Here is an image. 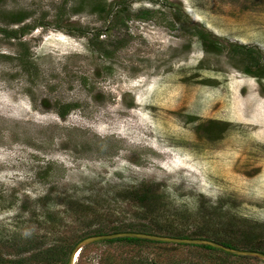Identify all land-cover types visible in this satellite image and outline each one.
<instances>
[{
	"label": "rangeland",
	"instance_id": "obj_1",
	"mask_svg": "<svg viewBox=\"0 0 264 264\" xmlns=\"http://www.w3.org/2000/svg\"><path fill=\"white\" fill-rule=\"evenodd\" d=\"M236 45L264 63V0H0L5 260L32 256L27 242L75 248L124 225L263 249L264 77L245 72ZM215 122L214 140L199 127ZM143 185L158 195L152 209L133 199ZM75 264L264 261L108 241Z\"/></svg>",
	"mask_w": 264,
	"mask_h": 264
},
{
	"label": "trees",
	"instance_id": "obj_2",
	"mask_svg": "<svg viewBox=\"0 0 264 264\" xmlns=\"http://www.w3.org/2000/svg\"><path fill=\"white\" fill-rule=\"evenodd\" d=\"M101 2V0H100ZM99 10L102 7H98ZM105 8V7H104ZM102 8L100 11H103V13L105 12V9ZM149 13L148 12H143L141 14V18L146 19L149 18ZM20 16L15 17V19H13L12 21L14 23L16 22H20V20H18ZM24 33V30H23ZM198 37L200 38L201 42L203 43L204 47L206 48V50L209 52L211 49V46L213 47V49L215 51H218L219 48V44L218 43H214L213 39L211 38V34H209L208 32L204 31V30H198L197 32ZM232 51L235 54H239L240 51H243V56H244V62H249V64L247 63V68L245 69V72L250 74V75H255L258 77H264V63H262L263 58L258 54V52H256V50L254 49H247L245 47L242 46H232ZM211 52V51H210ZM263 64V65H262ZM68 107L66 111H62L60 112V116L65 118L68 114ZM200 130H203L206 134H209V136H212L211 139H218L220 136L219 134H221L222 132L225 131V126L222 123L217 124L212 123L210 126L207 127H199ZM151 187H153L152 185H143V187H141V190L133 193L134 195V201L138 204L141 205L142 208H145L148 206L152 209L153 205L156 203V201H158V195L155 194V192L151 191ZM231 224V223H230ZM233 224V223H232ZM231 224V225H232ZM229 227V225H228ZM128 231H133V232H140V233H148V234H153V235H160L162 234L160 233H154L155 231H153L151 228H149V226L145 225H138V226H132V225H124L123 227H113V226H109V227H100L97 230L91 231L89 234L86 235V237H93V236H99V235H107L109 233H119V232H128ZM163 236V235H160ZM166 236L169 237H174V238H180V239H186V238H190V236H187L186 234L183 233H172L169 232ZM200 238H206L209 240H214L217 241L218 243L229 247V248H233V249H242V250H259L260 252L264 253V248L263 249H258V248H253L250 246V242H252L251 240H249V242H247V244H243L242 247H238L233 245V243H230L228 241H224L222 239H219V237L216 238H210L209 236H198ZM191 238H196V236H193ZM83 239V238H81ZM253 239H256L253 237ZM79 242V241H78ZM112 243L114 242H126L128 244H133V245H158V244H166V243H158V242H152V241H147V240H139V239H134V238H123V239H117V240H113L110 241ZM26 245H28V247H25L24 252H30L32 251V256L26 257V258H22L20 257L19 259L15 258L14 260H9L6 261L3 252H1L0 250V264H29V262L35 261L36 259L37 261H43V262H48L49 264H68L69 261V257L72 253V251L74 250V244H69L68 246L63 243H58L55 246H53L51 249H48L47 251L41 250L38 246L35 245V243H31V242H27ZM182 246H186V245H179V247ZM199 247H203L206 250H211V251H217L216 249L212 248V247H207V246H199ZM219 251V250H218ZM41 254H43L44 258L41 257ZM229 255V254H228Z\"/></svg>",
	"mask_w": 264,
	"mask_h": 264
},
{
	"label": "water",
	"instance_id": "obj_3",
	"mask_svg": "<svg viewBox=\"0 0 264 264\" xmlns=\"http://www.w3.org/2000/svg\"><path fill=\"white\" fill-rule=\"evenodd\" d=\"M123 238H134L139 240H147V241L166 243L172 245L207 246V247H212L221 252H225L226 254L229 255L239 256V257H255L264 261L263 252L233 249L226 247L218 242L207 239H190V238L180 239L169 236H160V235H153V234L140 233V232H119V233H113L107 235L93 236L84 239L79 244H77L74 250L72 251L68 264H75L77 260V255L78 254L81 255L84 248L89 245L100 242H108L117 239H123Z\"/></svg>",
	"mask_w": 264,
	"mask_h": 264
},
{
	"label": "bare ground",
	"instance_id": "obj_4",
	"mask_svg": "<svg viewBox=\"0 0 264 264\" xmlns=\"http://www.w3.org/2000/svg\"><path fill=\"white\" fill-rule=\"evenodd\" d=\"M79 257H80V255L78 254V255H77V260H76V262L78 261Z\"/></svg>",
	"mask_w": 264,
	"mask_h": 264
}]
</instances>
